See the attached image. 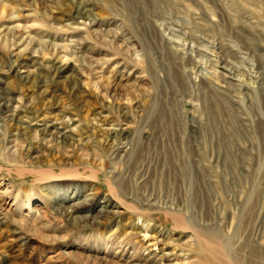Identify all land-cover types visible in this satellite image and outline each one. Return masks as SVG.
Here are the masks:
<instances>
[{"label":"rangeland","instance_id":"1","mask_svg":"<svg viewBox=\"0 0 264 264\" xmlns=\"http://www.w3.org/2000/svg\"><path fill=\"white\" fill-rule=\"evenodd\" d=\"M5 2L8 9L2 12L0 23L7 22V13L15 8L20 15L15 20L32 22L34 33L46 30L51 23L53 27L60 26L58 30L51 28L54 34L40 32V39L51 43L34 47L39 49L38 55L46 58L48 55V58H53L55 50L65 49L66 52L61 51L60 54L66 53L75 59L78 66L77 71L69 70L68 74L86 80L85 74L91 71L86 59L89 55L107 60L101 64L105 68L106 79L110 78V81L116 82L119 78L129 81L133 75L141 80L126 84L123 90L118 89V93L96 100L85 94L72 96L68 85L66 91L57 89L50 80L51 73L42 65L37 69L42 79L40 88L57 91L58 103L69 107L70 115L83 123L85 130L78 132L80 136L77 137L80 141L89 139L87 149L84 147L87 157H83V162L101 168L95 178L90 177V169L78 165V151L69 152L80 174L76 180L60 177L48 181L32 172L30 169L35 163L29 162L25 155L20 156L24 153L22 147H30L32 152L35 145L30 128L20 134L21 129L14 128L15 123L8 121L0 110V150L5 151L9 138H19L20 147L14 148L13 156L23 163L7 162L0 154V176L3 180L0 181V189L4 188L3 182L15 184L10 195L0 197V216L3 210L13 218H19L22 213L46 223L48 230H41L40 236L28 229H14L12 222L0 224V264H38L53 252L59 257L49 264H86L75 252L82 255L93 253L91 248L99 246L104 236L115 235V239L118 238L123 225L132 221L148 225L147 231L140 230L138 237H142L140 241L147 246L142 250L156 254L166 252L169 250L167 245L158 244L154 239L151 241L152 231L165 230L171 238L192 232L173 223L169 214L173 210L180 212L195 228L213 229L220 240L231 246L230 252L239 261L242 259L241 264H246L249 246L254 240L264 238V0ZM54 42L66 43L65 48L56 47ZM0 48V69L11 68L13 57L9 48L4 49L1 45ZM20 52L23 60L24 52ZM6 74L7 77L0 76L4 80L0 81V91L7 82L12 85L10 83L15 78L12 73ZM32 98L28 101L33 109L30 124L40 120L44 109H48L47 103L43 108L39 98L35 97V102ZM109 99L110 102L107 101ZM99 100L103 101V106ZM19 105H23L21 113H27L24 104L21 102ZM124 108H129L136 132L117 137V146L127 147L118 151L117 156H112L99 141L102 136L88 120L87 112L91 114L104 109L110 119L119 124L124 119ZM91 145L93 149L95 146L94 152L102 159H93ZM47 154L44 155V163H53L54 174L59 175L57 164L60 154L52 150ZM114 173L116 178L114 176L110 181L117 188V194L124 203H134L137 214L119 216L117 225L115 220L102 219L104 225L89 228L87 221L78 225L67 216L61 218L57 214L54 217L49 213L53 205L69 204L63 198L72 196V192L66 188L54 191L41 186L75 182L83 186L80 198L91 193L100 201L104 194L109 193L111 182L106 174L113 176ZM29 188L36 192L34 196L29 195L30 199L38 197L30 202L31 209L27 210L22 199ZM14 195H19L17 200H21L20 204L14 203ZM42 206L44 215H35V210ZM98 208L99 205L93 209H82L80 214H95ZM82 225L86 227L82 228ZM51 233L60 238L50 241ZM17 236L16 240L10 239ZM69 243L75 245L67 246ZM115 245L113 242L112 248ZM58 248L75 252L57 254L60 253Z\"/></svg>","mask_w":264,"mask_h":264},{"label":"bare ground","instance_id":"2","mask_svg":"<svg viewBox=\"0 0 264 264\" xmlns=\"http://www.w3.org/2000/svg\"><path fill=\"white\" fill-rule=\"evenodd\" d=\"M5 1L6 0H0V18H2V16L4 15L3 14L4 10H6L7 12V9H8V7L5 5L6 3ZM40 1H47V0H40ZM40 1L38 0V2ZM7 14H8L7 22L0 23V45L3 46L4 49L9 48L8 49L9 54L10 56L13 57V59L11 58L10 59L13 62H12L11 68H8L6 70L3 68L0 69V76L7 77L6 73H12V75L15 76V78H13L14 80L10 83L12 85H8V82H7V85L5 84L6 86L3 87L4 89L0 91V110L3 112L4 117H6L8 121H12L13 123H15L16 126L14 128L18 127L19 129H21L19 130L20 134H24L23 132L24 129L30 128L29 130L31 131V137L35 144L32 148V152L29 151L30 147L26 149H24L23 147L22 149L20 148L21 151L23 150L24 152L23 154L19 153L20 156L22 155L24 157L25 155L26 159H28L29 162L35 163V166L31 168L30 170L42 176V178H46V180L48 181L60 179V177H63L64 179H67V180H69V178L71 180H76V178L80 176V174L78 173L79 172L78 166L74 167V163L70 159L71 154H69V152L78 151L77 156H79L78 158L80 159L78 165L80 166L82 165V167L85 169H90L91 170L90 177L95 178L96 172L101 168H98V166H94L93 164H90L88 162H83V157L87 155L86 153L87 150H85L84 147L85 148L87 147L86 143H88L89 139L80 141L77 137V136H80V133H82L83 129L85 128V127L82 128V126H84L83 123L79 119H76L70 115L69 107H64L63 105L61 106L58 103L59 98L56 94L57 91H55L54 89H47L45 87L40 88V84H41L40 82L42 81V79L39 76L41 75V73L39 74L37 69L41 65L45 67L46 71L51 73V76L49 75L50 80L53 82L54 87H56L57 89L59 88V89L65 90L68 85V92L72 96L76 97V96L85 94V95L92 96L96 100L98 98L103 99L104 95L109 94L110 96L113 93H118V89L123 90V87L126 84H129L131 82L136 83V81L141 80L140 77L137 75H133L130 77L129 81L126 79L125 81H122V79L120 78L116 82H113V79H111L112 81H110V78L106 79L107 76L104 75L105 68L102 67L103 64H101V63H106L107 60L103 57H99V56L95 57V56H89V55L86 56V59L87 61H89L88 64H90L89 69L91 68V71L90 72L88 71V74L82 73V74H85L86 80H82L80 76L68 74L69 70L77 71L78 66L75 63V59H72L66 53L60 54L61 51L66 52L64 51L65 49L55 50L56 52L53 58H48L50 57L49 55L46 58L45 56L38 55L39 49L34 47V46L41 47V46H44L43 44L51 43V42H44V40H41L40 32L41 34L45 32L50 35L52 33L51 28L53 27L54 24L52 25L51 23L48 25V28H50L49 29L50 31L47 28L46 30H42V31L38 30L34 33L33 32L34 25L32 22L27 21V23H25V22H20V21L15 20L20 16L18 12L15 11V8L14 10H10L9 13ZM86 18H88V16ZM103 23H104V20H103ZM59 28H57V25L53 27L54 30H58ZM72 28L73 27H71V31H72ZM75 28L77 29V27ZM100 32H101V29H100ZM54 45H56V47L65 48L66 43L62 42L58 44L54 42ZM27 47L31 48L32 51L26 50ZM52 50L53 49H51V51ZM73 50L74 49H72V51ZM20 51L24 52V54H22L24 55L23 60L20 59V54L22 53ZM67 52H69V50ZM50 55L52 56L53 54H50ZM79 56L81 55H78L77 57ZM121 76H123V74H121ZM0 81L4 82L3 77L2 78L0 77ZM87 83L89 84L88 86L89 88L86 87ZM129 89H131V87ZM84 90L86 93H84ZM129 93L130 91L128 92V94ZM33 96H35L37 99L39 98L38 101L40 100V102H42L41 104L43 105V108L46 106L44 104L47 103L48 109L47 110L44 109L43 113L41 114L40 120L37 121L36 119L34 124H30V121L33 120L32 119L33 109L31 107L32 105L28 104V101ZM130 100L129 102H131ZM31 101L32 103H34L35 99H34V102L33 100ZM107 101L110 102V99ZM21 102L24 104V107H26L25 109L27 113H21L23 109L22 108L23 105L22 107L19 105ZM102 102H100L101 105H102ZM128 106H130V104ZM128 109L126 110L124 108L122 112L124 119L123 121L119 123L121 125L117 124V122L110 119V117L107 114V111H104V109L95 110L91 112V114L87 112L88 120L90 119L93 122L94 124L93 127L97 128L96 130L99 131L98 133H100L102 136V138H100L99 141L103 143V145L106 146V148L110 150V152L112 153V156H117L118 151L120 150L124 151L123 148L127 147L126 146L122 148L121 147L122 145L117 146L116 144L118 142V140H116L117 137H121V138L126 137L128 134L132 132L133 133L136 132V130L134 129V125H133L134 121L132 120V114L131 112L128 111ZM117 125H119V127H117ZM78 132L80 133L78 134ZM87 137L88 136L86 135L85 138ZM18 139L19 138H12V139L9 138V140H7V142L5 143V148H6V149L4 148L5 151L0 150L1 151L0 154L4 155V159L7 162L20 163V160L16 158L15 156H13L14 155L13 153L15 151L14 148L17 146L20 147V143H18L19 141H17ZM11 148H13V150ZM91 149L94 152L95 146L93 149V145H91ZM25 150H27V152H25ZM48 150L56 151L60 154L59 156L61 159L59 160L57 164L58 165L57 168L60 171L59 175L54 174L55 166L53 165V163H44L43 161L44 155L48 153ZM17 154L18 153H16V155ZM93 154L95 156V157L93 156L94 157L93 159L95 158L102 159L101 156H98V153L94 152ZM122 155L124 154L122 153ZM111 161L112 163L115 162L113 159ZM19 165H23V163H20ZM114 176L116 178L115 173L113 174V176L111 174H106L108 181H110L111 178L113 179ZM1 180H2V177L0 176V181ZM110 182L111 183L109 184V193L104 194L101 197L100 201L95 199V195L91 193L84 195V197L80 198V196H82L81 192H82L83 186L75 182H69V183L66 182V183H63L62 185L46 184V185L41 186V188L43 189L47 187L53 188L54 191L56 190L58 191L60 188L61 189L66 188L67 191L71 190L72 196L70 197L67 196V198H63L64 200L68 201L69 204L64 205L63 203H58L56 205H53L51 206L50 208L51 212L49 213L53 215L54 217H56L55 215L57 214H60L59 217L61 218L63 216H67V218L71 219L74 224H78V225L81 222L87 221L89 224H87L86 226H89V228H92L95 225H104V221L102 219H105V221L115 220V223L117 225L119 216L124 217L126 216L127 213H131L133 215L137 214L136 213L137 209L134 203L133 204L124 203L123 199L119 196L120 194L119 193L117 194L116 192L117 188L112 184V181ZM3 184H4V188L0 189V197H4V196L7 197L8 195H10V192L13 191V188H15V184L4 183V182ZM34 190H35L34 188H29L27 191L28 193L22 199L27 210L31 209L30 202L33 199H36L38 197V196L34 197L32 198V200L30 199L29 195L31 194L34 196V193H36ZM18 196L14 195V203L20 204L21 200L20 199L17 200ZM96 205H99L100 208L96 209L97 211L95 214H90V215L80 214L82 212V209H86V208L93 209L95 208ZM3 211L4 212L1 211L2 213L0 216V224H3L4 222H12L15 227L14 229H18V230L28 229L32 232H37V234L40 236L42 235L41 230L47 229L46 223L41 222V220L38 221L34 218L31 219L32 217L30 218L28 215H25L22 213H20L19 218H13L11 216L6 215L5 210ZM44 212H45L44 206H42L38 208L37 210H35V215L41 214L43 216ZM169 214L171 215L172 220L174 221L173 223H175V225L183 229L191 230L192 232L189 234L191 237L189 235H184V236H177L175 238L174 237L171 238L169 236L170 233L166 232L165 230L160 229V230H155L152 232L149 230L151 232L149 236L152 238L151 241H153L154 239V241H157L158 244H161V245L164 244L168 246L169 250L166 252L160 251L159 254H156L155 252L147 253L144 250H142V249H145L147 246L143 242H141L142 237H140L139 239L138 237H139L140 230L142 229L144 230L145 228H148V225L143 222L138 224L137 222L132 221L128 225H125V224L123 225V229L121 233H119L118 238L115 239V235H113L112 237H110V235L106 237L104 236L103 240L101 241V244L99 245L97 243L99 246H96L95 248H91L93 249L91 250L93 251V253L88 252V254L82 255L81 253H78V251L75 252V250L73 249L70 250L66 248L65 249L58 248L57 251L58 252L60 251V253H57V254H63V253L67 254L68 252L73 253L74 251L77 255L82 256L81 259L84 260L86 264H241L242 263L241 262L242 259L241 261H239V259H237L235 254L230 252L231 246L229 247L228 242L225 240H220L217 237V234L213 229L210 230L206 228L193 227L190 224V222L186 220L184 216L178 211H175V210L169 211ZM86 226L82 225V228H85ZM80 230H83V229H80ZM145 230L147 231V229ZM111 234H113V232ZM46 236L49 237V235H46ZM51 236L52 237L50 241H52V239L55 240L59 237V235L57 236L55 234H52ZM17 238L18 236L11 237L10 239L16 240ZM21 239L25 240V238H21ZM263 239L264 238L260 237L257 240H254L253 244L249 246L247 254H246L247 258L245 257L246 264H264V243L262 242ZM135 240L138 242L137 244L135 243L136 242ZM113 242L116 244L115 246H113L114 248H112ZM146 242L147 241H145V243ZM74 245H75L74 243L67 244V246H74ZM58 257L59 256H56L54 252L53 254L50 253L47 256H44V258L42 256L43 259L41 260L43 261L38 264H49L51 262H56Z\"/></svg>","mask_w":264,"mask_h":264}]
</instances>
